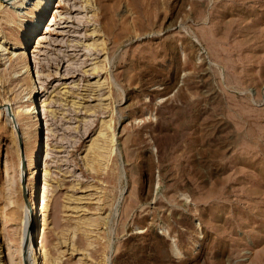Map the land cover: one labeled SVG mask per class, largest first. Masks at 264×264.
Returning <instances> with one entry per match:
<instances>
[{"label": "rangeland", "instance_id": "374dc122", "mask_svg": "<svg viewBox=\"0 0 264 264\" xmlns=\"http://www.w3.org/2000/svg\"><path fill=\"white\" fill-rule=\"evenodd\" d=\"M5 1L0 105L17 122L0 118V208L9 180L20 199V156L38 210L46 193L38 261L264 264V0H50L33 33L39 0ZM107 120L113 153L90 169ZM12 225L0 217V264Z\"/></svg>", "mask_w": 264, "mask_h": 264}, {"label": "bare ground", "instance_id": "6f19581e", "mask_svg": "<svg viewBox=\"0 0 264 264\" xmlns=\"http://www.w3.org/2000/svg\"><path fill=\"white\" fill-rule=\"evenodd\" d=\"M26 1H28V0H22L19 4L23 5V3ZM49 2H50V0H39L38 10L40 9L41 13H39V15L37 17H35L34 19H31L30 24H29V26H30L29 29L31 30L32 33L36 30L38 23L40 22V20H42V17H44V14L46 12V6L45 5H48ZM26 4L27 3H24L23 7H25ZM43 4H44V6H43ZM5 5H6V1L0 0V12L2 11V9ZM3 11H5V10L3 9ZM53 19L54 18L52 17V19H50V20H53ZM53 23L54 22L48 21V24H46V23L44 24V26H43L44 27V33L49 31V29H50L49 27ZM90 34L94 38L96 37V35H98V33L95 29L92 30ZM35 38L37 39L35 47L37 45L40 46V43L45 40L43 33L35 36ZM0 39H3L2 36H0ZM97 41H99V39L96 40V43H93L91 45H94L95 47H98L99 45L101 46V44H97ZM35 47H34L33 51L35 50ZM11 53H13V52L12 51L9 52V50H7V47L5 46L4 40L3 41L0 40V56H2L1 58H5V61H9ZM102 62L103 61H99V62H96L95 64H93V67L91 68V70L93 72H95L97 70L99 71L103 67ZM91 70H90V72H91ZM101 70H103V69H101ZM30 79H32V78H30ZM95 84L99 87L100 80L97 79L94 82V85ZM35 89H36V85L34 87V81H32L30 88H29V95ZM36 92H37V90H36ZM65 93H66V91H65ZM5 104L2 105V107H4V109H2V107L0 105V107H1L0 118L4 116V119L8 120L9 123H11V125H12L13 122H17V119H16L17 111H15L12 108L11 99H9L7 101V103H5ZM72 104L76 106L75 102H72ZM42 106L43 107L47 106V103H42ZM46 109L47 110H45V111L48 112L50 115V113L52 111L48 110V107H46ZM20 110H22V109H20ZM32 113L36 114V111H35V108L33 107L32 103H30L28 106H26L23 114H25L27 117H29ZM33 117H36V115H34ZM110 120L102 121V124H101L102 127L104 128V130L109 131V133H106V131L103 132V130L100 129L98 132L99 137H101L100 141H98V138H96V139L91 140L89 145H88L87 150H89V155L85 156V160H86L87 166L90 169H96V166H100V165H103L105 167L106 163L108 162V160H110L109 158L111 157V155L113 153V147L112 146H113V141H114V138H113L114 133L111 130V123L112 122H110ZM35 123L36 122H33L34 125H35ZM13 128H14V125H13ZM34 129L36 130V127H34ZM11 135H12V139H13L12 141L16 144L19 138L17 139V137H16L15 129H12ZM16 148H17V150H16L17 153H19L18 152L19 151L18 146ZM44 154H46V153H44ZM17 156H18V154H17ZM19 157L17 158L18 159L17 181H18V193L20 194V199L13 198L10 196V195H12V193L14 191H11L10 186L13 184H11L12 180H9L10 186H8V187L10 188V190H9V196L7 198L8 203L4 206V208H0V217H1V220H2L4 225L9 226V224L12 225V223L15 222L19 227V233L20 234H19L18 247L13 250V252L16 253V259H15L16 262L13 260V252L12 251L10 252L11 247H8V253L10 254L9 255L10 263L11 264H48V262H50V261H47V258H45L44 251H42V253H41V255L43 256L42 262L38 261V259L40 257L39 256V249H38V253H37L36 246H35V244H36V242H35L36 217H37V213L41 214L43 212L45 206H46L45 199H44V197L46 196V193H45V190L43 189V191L41 192L42 196L40 197V198H42L41 199L42 205L38 210V208L34 202L35 201V198H34L35 195L34 194H35V187L36 186L34 185V182L32 181V179L35 176V168H30V164H29L28 169H26V170L24 168L22 169V166H20L21 162H20ZM107 165H108V163H107ZM98 168H100V167H98ZM43 171H44L43 172L44 175L48 174L47 170H43ZM22 172H23V174H22ZM27 174H28V178H26ZM8 176H10V175H8ZM25 180L27 181L26 186H24ZM22 182H23V185L22 184L20 185V183H22ZM24 187L26 188V190L23 189ZM23 191H26V195L23 194ZM24 196L27 198V200H26V198H24ZM93 223H95V222H93ZM8 240L11 243V240L10 239H8ZM54 263H55V261H54Z\"/></svg>", "mask_w": 264, "mask_h": 264}]
</instances>
